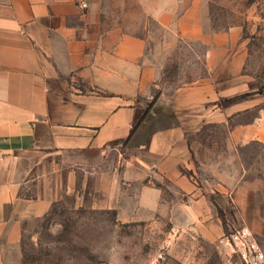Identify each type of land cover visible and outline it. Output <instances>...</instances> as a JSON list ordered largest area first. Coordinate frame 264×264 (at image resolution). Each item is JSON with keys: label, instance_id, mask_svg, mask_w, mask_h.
Masks as SVG:
<instances>
[{"label": "crops", "instance_id": "1", "mask_svg": "<svg viewBox=\"0 0 264 264\" xmlns=\"http://www.w3.org/2000/svg\"><path fill=\"white\" fill-rule=\"evenodd\" d=\"M204 14L199 0H0V256L81 191L70 162L142 135L126 168L142 184L133 213L161 209L163 189L144 184L160 177L193 202L179 206L188 216L212 214L184 173L188 136L234 122V144L264 143V95L219 105L259 87L236 33L209 30ZM181 42L206 75L171 90L161 81Z\"/></svg>", "mask_w": 264, "mask_h": 264}, {"label": "rangeland", "instance_id": "2", "mask_svg": "<svg viewBox=\"0 0 264 264\" xmlns=\"http://www.w3.org/2000/svg\"><path fill=\"white\" fill-rule=\"evenodd\" d=\"M199 1L209 30L235 32L239 45H245L249 57L244 73L259 87L257 93L246 94L264 95V0ZM189 46L177 44L161 86L172 90L206 75ZM226 100L219 105H231ZM251 119L244 117L243 122ZM234 125L213 124L188 136L193 164L184 173L197 182L206 199L204 210L210 208L212 214L188 216L179 206L193 202L160 177L144 184L163 189L161 209L133 213L132 198L142 184L131 188L126 168L135 145L147 137L142 135L129 144H113L102 157L90 152L87 162H70L81 191L73 189L56 202L46 218L33 224L36 234H25L21 247L6 248L0 264H232L221 238L242 226L264 248V143L234 144Z\"/></svg>", "mask_w": 264, "mask_h": 264}, {"label": "built area", "instance_id": "3", "mask_svg": "<svg viewBox=\"0 0 264 264\" xmlns=\"http://www.w3.org/2000/svg\"><path fill=\"white\" fill-rule=\"evenodd\" d=\"M221 243L230 249L232 264H264V248L248 226L223 236Z\"/></svg>", "mask_w": 264, "mask_h": 264}, {"label": "trees", "instance_id": "4", "mask_svg": "<svg viewBox=\"0 0 264 264\" xmlns=\"http://www.w3.org/2000/svg\"><path fill=\"white\" fill-rule=\"evenodd\" d=\"M248 97H250L249 94H244V95H241V96H238V97L232 98V99H228V100H226V103H227V104H233V103H236V102L239 101V100H243V99H246V98H248ZM155 99H157V97H156Z\"/></svg>", "mask_w": 264, "mask_h": 264}]
</instances>
